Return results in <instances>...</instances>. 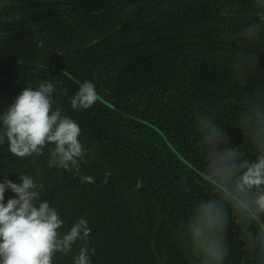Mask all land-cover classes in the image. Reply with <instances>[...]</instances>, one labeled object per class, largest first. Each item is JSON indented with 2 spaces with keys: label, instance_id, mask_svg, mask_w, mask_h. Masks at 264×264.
<instances>
[{
  "label": "trees",
  "instance_id": "obj_1",
  "mask_svg": "<svg viewBox=\"0 0 264 264\" xmlns=\"http://www.w3.org/2000/svg\"><path fill=\"white\" fill-rule=\"evenodd\" d=\"M254 14L253 0H0V108L52 80L54 99L95 146V159L81 167L95 182L53 165L51 146L41 157L16 158L0 145V174L11 171L18 182L16 173L36 172L50 188L43 199L66 225L86 217L92 264H160L163 256L186 264L176 229L208 195L196 183L194 114L213 115L234 144L254 151L237 128L247 91L230 67V37ZM256 51L264 69V47ZM86 80L100 99L72 112L69 98ZM241 232L233 224L228 264H244Z\"/></svg>",
  "mask_w": 264,
  "mask_h": 264
},
{
  "label": "clouds",
  "instance_id": "obj_2",
  "mask_svg": "<svg viewBox=\"0 0 264 264\" xmlns=\"http://www.w3.org/2000/svg\"><path fill=\"white\" fill-rule=\"evenodd\" d=\"M253 3V18L230 37L234 49L230 67L247 91L237 128L254 151L250 154L241 143L234 144L213 115L194 114L195 146L202 165L196 183L208 195L193 203L176 229L186 264H228L233 224L242 229L244 264H264V69L258 67L256 51L264 47V0ZM55 92L53 81L44 79L0 108V145L16 158L41 157L51 146L53 165L94 183L81 167L95 159V146L85 144L80 124L57 103ZM99 99L96 85L86 80L79 83L69 104L72 112H80ZM8 173L0 174V264H56L59 258L70 264H92L96 249L90 246L89 220L79 217L66 225L53 201L43 199L50 188L39 174L15 172V182ZM111 176L106 169L105 182ZM142 186L138 181L136 188ZM191 188L185 178L182 190ZM9 192L12 195L5 199ZM160 264H167L166 256Z\"/></svg>",
  "mask_w": 264,
  "mask_h": 264
},
{
  "label": "water",
  "instance_id": "obj_3",
  "mask_svg": "<svg viewBox=\"0 0 264 264\" xmlns=\"http://www.w3.org/2000/svg\"><path fill=\"white\" fill-rule=\"evenodd\" d=\"M117 112H119L120 114L124 115L125 117L131 118V119H134V117H132V116H130V115H128V114L122 113V112L119 111V110H117ZM138 121L148 125V123H146V122H144V121H142V120H138ZM149 126H150V125H149Z\"/></svg>",
  "mask_w": 264,
  "mask_h": 264
}]
</instances>
